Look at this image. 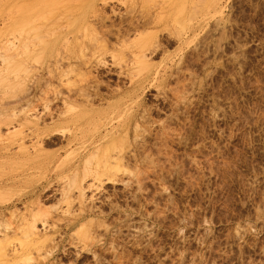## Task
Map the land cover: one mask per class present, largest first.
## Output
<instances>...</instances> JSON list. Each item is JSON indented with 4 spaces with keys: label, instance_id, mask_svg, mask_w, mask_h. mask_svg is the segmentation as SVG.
<instances>
[{
    "label": "rangeland",
    "instance_id": "obj_1",
    "mask_svg": "<svg viewBox=\"0 0 264 264\" xmlns=\"http://www.w3.org/2000/svg\"><path fill=\"white\" fill-rule=\"evenodd\" d=\"M27 1L42 10L37 22L43 36L65 29L72 11H92L91 29L82 39L85 55L71 62H85L82 70L91 71L90 80L96 75L102 94L116 84L129 85L120 71L130 51L120 41L131 40L132 23L142 21L146 11H155L162 2L0 0L1 29L13 18L14 9ZM163 1L175 29L187 31L190 40L180 46L176 38L165 35L160 39L162 51L150 56L152 65L164 68L163 81L158 88L149 83L127 102L139 120V134L132 122V145L122 157L128 171H119L118 181L103 177L79 195L69 183L81 173L74 177L65 156L74 145L52 133L41 135L42 143L36 141L35 127L54 120L52 114L44 115L43 105L47 102L53 114L59 111L60 93H67L65 79L75 77L76 71H68V60L62 58L58 65L30 61L22 89L12 73L0 85L2 135L17 124L12 116L17 108L34 107V112L24 110L43 115L38 126L23 127L24 149L0 139V231L16 230L7 233L9 241L15 239L10 244L0 232L5 241L0 240V250L19 245L26 220L33 212L41 213L34 224L43 239L20 247V253L30 257L17 264H264V0H221V10L209 0H186L178 15L174 5ZM50 9L59 15L57 25ZM106 27L115 34L101 37ZM117 28L129 32L120 37ZM0 38L4 54L5 40L12 35ZM104 42L110 43L102 55L105 64L95 66ZM164 53L171 59L163 61ZM112 54L117 56L114 60ZM95 107L105 105L96 102Z\"/></svg>",
    "mask_w": 264,
    "mask_h": 264
},
{
    "label": "bare ground",
    "instance_id": "obj_2",
    "mask_svg": "<svg viewBox=\"0 0 264 264\" xmlns=\"http://www.w3.org/2000/svg\"><path fill=\"white\" fill-rule=\"evenodd\" d=\"M166 1H168V3L175 6V9L178 11L177 12L175 10L177 12V15L178 13L183 11V6L186 2V0H166ZM158 2L159 1H157V4ZM209 2L214 7H218V10L222 9L221 8L222 6L220 4L221 0H209ZM34 4L32 1H27L25 5H21L22 7L17 6L16 9H14L15 13L13 15V18H11V21L9 23H7L8 25L6 26V28L3 30L1 29L2 26L0 27V36H3L4 38V35L6 34L12 35L11 39L6 38L5 46L3 45L5 47L4 48L5 53L0 54V57H1L0 60L3 63V67L0 70V85H2L5 82V79L7 77L6 75L12 73L14 78L16 76L15 80H16L17 85L20 86V89H22V87L24 86L25 74L26 72L30 70L29 65L32 66L31 64L33 63V62L31 63L30 61H34L35 64L37 61H40L41 63H45V64L49 62L50 63L52 62L51 64H57L62 58H65L66 60H68L69 62L67 64L68 71L72 73L73 71H76L74 72L76 78L73 76L74 79H71V78H67L68 80L65 79L67 93L65 94L64 92V95L63 93L62 94L60 93L61 96H59V98L58 96H54V99L56 97L61 101L62 108L59 111L57 112L55 111L56 113L53 114L52 112H49L50 110H53V109H49L47 102L43 105L42 108L43 110L46 111V112H43L44 115L49 116L52 114L53 116L52 118H54V120L51 122V125L49 126L41 127V128L35 127V134H36V137L38 138V140H36L38 141V143H42L43 141V139L41 138V135L43 134L48 135L52 133V134L64 135V137L66 138V143L69 145H72V144L74 145V147H70V146H69L70 148L67 147L68 149L66 150V154H65L66 161L70 165L73 171L74 177H75V174L77 173H81L80 175L81 177L79 175L78 176L80 178L78 177L76 179L75 178L72 179L73 177H70L71 181L69 184L72 183L71 185H74L77 188L76 189L74 187L77 190L78 194L82 195L84 193L85 188L94 186L96 181H99L100 183L103 177H105V181L110 180V182L112 181L114 183V181L120 178V177L117 178V175H119L118 174L119 171H121V173L122 171H126V170L128 171V166H126L122 161L123 151L125 148L127 149L128 146L132 145V143L130 142L131 140L129 141L130 126L134 125V123L132 124V122H135L136 131L138 130L137 128H139L140 124H139V120L136 114H133L131 112L130 106L128 105L127 102H129V100L133 98L134 96L138 95L137 94L138 90L146 89V87L149 86V83H151L154 86H157L158 88L159 84L163 81V78H162L163 75H161V70L164 68H161L160 70L158 66H154L149 62L150 61L149 58L152 54H154L155 52L162 51L163 47H161L160 45V43L162 42V41L160 42V39L165 37V35L166 36L168 35L169 37L176 38L178 40L177 43L180 46H182L184 43L186 42L188 43V40H190L189 39L190 34H188L187 31L185 30L180 31L178 29L177 30L175 29V27L173 26L174 17H171L170 14H167L166 12H164L163 8L165 5H167V3L163 0L162 2H160V4L158 5L155 11L151 12L148 10L143 16L141 15L143 18L142 21L136 22V24L133 25L131 21L132 19H131L130 21L133 27L130 24H128L127 26L132 27L131 30L133 29L132 31L134 32V36L128 42H127V39H122L120 41V43L124 44L125 48L129 49L130 51L129 60L127 59L128 57L124 58V59H127L129 62L126 65V67L123 68L124 71H120L122 72V74L124 73L125 76L128 77L129 85L122 88V87H118V85L116 84V87L114 89H110L111 91H109L107 94H102L101 92H99L102 89L101 82H99V80L96 79V75L92 76L90 80L88 74H90L91 71L86 70L85 68H84L85 70H82L81 66L84 65L85 62L80 61L76 65L73 64V62H71V59L77 60V59H80L81 56L85 55L83 53L82 39L84 38V36H87L85 35L86 31L91 29V26L89 25L88 17L90 16L89 13L92 11L87 12V11H82V10L80 11L75 10V11H72V13L69 12L70 14L67 16V19L65 22L66 24L65 29L61 31L57 30L58 28H56L55 30L52 29L53 31L49 32L48 35L43 36L44 35L43 33L42 35L38 34L42 29V26L39 25L40 18L42 17V14H41L42 10L39 6L37 7ZM48 14L52 15L51 17L54 18V20L52 19V21L53 23H55V25H57L56 19H55L57 16H59L57 15L58 14L57 11H53V9H50ZM98 19L101 20L99 17ZM38 20L39 22H37ZM170 21L172 22L170 23ZM177 23H179V21ZM102 26L99 28H103ZM118 29L119 28H117V30ZM139 29L141 30L139 31ZM126 30L123 29L121 30L122 32L118 31L117 35L120 37L121 35L122 37L124 35H127L128 30L127 31ZM112 32H110V30H108L107 28L106 30H103L101 32L100 36L101 37L104 35L107 36L110 33L111 35H114L115 33L113 34ZM105 40L104 38H102L101 42ZM105 42L108 43V41H105ZM105 42L104 44L101 45L102 52L101 53L99 52L100 56L98 55L100 58H97L98 56L95 57L97 59H95L94 63H92L95 66H98L100 64H103V65L105 64L104 59H103L104 57L102 58V55H104L105 50L110 45V43L106 45ZM161 44H164V43H161ZM99 46L100 45H98V47ZM114 46L116 45L114 44ZM0 49H3V47L0 46ZM9 50H12V51L10 52ZM163 56H164L163 61H165L166 59L168 60V58H170L171 55L164 53ZM116 57L117 56L114 54L111 55V58L113 60ZM50 69H47V70H50ZM64 74L67 75L68 73H64ZM8 84H9V81H8ZM8 84H5V85H8ZM46 100L47 99H45V101ZM96 102H98V105L100 106L105 105V107H102V108L95 107ZM130 102H132V100ZM26 108L27 109H25V107L17 108V110L14 109L15 111H13L12 116H15L17 124L16 125H14L15 123L13 124L14 125L12 126L14 127L13 129L8 127L6 130L7 132H5L4 135H2L3 133L2 134L0 133L1 140L3 139L4 141L10 142V144L17 143L18 149L25 148L23 146L24 144L23 137L25 133V130H23V127L27 123H34L35 126H38L37 119L43 116V115L38 116L41 113H35V114L30 113L29 114L27 113L29 108L28 107ZM24 109L27 111H25ZM32 109H29V110L33 111ZM31 116L36 118L35 121L30 118ZM141 130H144V128ZM30 131H31V128H30ZM138 131L136 133H138ZM76 140H79V142L78 143L74 142ZM133 148H134L133 152L136 155L135 147ZM75 158H77L76 159L77 161L75 160ZM130 171L132 172V170ZM87 175L90 176L89 177L90 179L87 181V183H85L83 180L85 179ZM13 211L14 210L10 212L11 216L13 214ZM39 214L41 213L33 212L30 219L26 217L28 219L26 220L27 224L25 225V227L22 228L24 230H23V235L21 234L23 236L22 239L24 238V240H22L21 242L19 241L20 242V243L18 242L19 245H14V244L12 245L11 243L12 247L10 245L11 248H9L6 252H2L0 250V264H8L9 262H11L10 264H17V263L22 262L21 260L26 261L27 259H29L30 256H28V254L20 253L19 248L24 245H28V243L31 240L35 244L37 242V241L35 242L37 238H38L37 239L38 241L39 239H43V233H40L37 229L35 230L36 227L34 224V221L36 220V218L39 217L38 216ZM22 219L23 218H21V220ZM24 221L22 223L20 222L21 227ZM7 224H5V228L8 227ZM17 227H18V224H17ZM12 230L13 229L8 230L10 232H7V230H3V231L1 230L3 232L2 236L5 237V240L8 239L7 237L10 235ZM13 231L16 232V230H13ZM7 233H9V235ZM2 236L1 238L3 239ZM13 240L15 239L11 238L10 241L12 242ZM1 241L5 242L4 240H1ZM7 241L8 242L6 243L10 244L9 239Z\"/></svg>",
    "mask_w": 264,
    "mask_h": 264
}]
</instances>
